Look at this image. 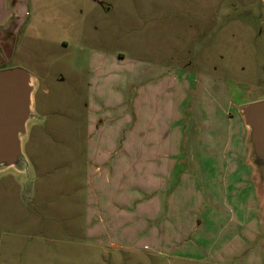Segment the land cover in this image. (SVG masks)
I'll list each match as a JSON object with an SVG mask.
<instances>
[{
  "label": "rangeland",
  "instance_id": "rangeland-1",
  "mask_svg": "<svg viewBox=\"0 0 264 264\" xmlns=\"http://www.w3.org/2000/svg\"><path fill=\"white\" fill-rule=\"evenodd\" d=\"M196 1L26 0L28 13L17 36L11 34L5 43L0 39V68H22L36 79V118L28 121L23 141L32 172L18 176L9 170L0 179V264H176L149 251H98L83 238L84 221L73 202L78 199L73 188L80 186L88 64L96 54L115 56L113 67L120 74L135 67L154 77L164 75L161 82L170 91H164L161 102L175 106L176 118H191L197 128L216 120L220 130L231 96L230 132L224 140L235 148L239 161L256 165L242 109L264 100V8L245 0L249 2L235 10L216 14L215 22H207L206 14L177 12L194 8ZM7 3L8 25L18 17L11 10L14 0ZM218 144L215 156H206L215 164ZM34 194L32 208H26L22 201ZM66 209L74 213L70 234L61 229ZM29 212L33 224L37 215L38 225L27 232L23 218ZM22 231L29 234L20 237Z\"/></svg>",
  "mask_w": 264,
  "mask_h": 264
},
{
  "label": "crops",
  "instance_id": "crops-1",
  "mask_svg": "<svg viewBox=\"0 0 264 264\" xmlns=\"http://www.w3.org/2000/svg\"><path fill=\"white\" fill-rule=\"evenodd\" d=\"M7 1L0 0L3 42L17 36L28 13L26 0H14L11 10L18 19L7 25ZM253 1L264 8V0ZM245 2L197 0L194 8L177 12L206 14L207 22H215L216 14ZM116 59L96 54L88 64L85 148L79 153L80 186L73 188L86 244L113 254L149 251L176 264H264V174L247 159L239 161L224 140L230 132L231 96L220 130L216 120L197 128L191 118H176L175 106L161 102L164 91H170L162 83L164 75L135 67L120 74L113 67ZM215 143H220L218 164L206 157L215 156ZM35 198L22 203L29 208ZM66 212L61 229L70 234L73 212ZM28 214L23 218L27 232L38 225L37 215L33 224ZM55 217L51 214L53 222ZM26 231L18 235L25 237Z\"/></svg>",
  "mask_w": 264,
  "mask_h": 264
},
{
  "label": "water",
  "instance_id": "water-1",
  "mask_svg": "<svg viewBox=\"0 0 264 264\" xmlns=\"http://www.w3.org/2000/svg\"><path fill=\"white\" fill-rule=\"evenodd\" d=\"M34 91L33 76L27 70H0V174L11 169L24 174L31 172L23 141L28 133V121L36 118ZM242 115L251 128L252 156L264 174V100L245 106Z\"/></svg>",
  "mask_w": 264,
  "mask_h": 264
}]
</instances>
